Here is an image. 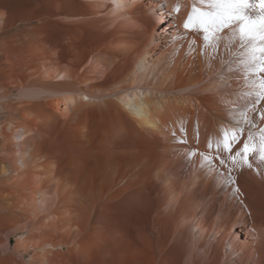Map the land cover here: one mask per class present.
Here are the masks:
<instances>
[{"label":"bare ground","instance_id":"6f19581e","mask_svg":"<svg viewBox=\"0 0 264 264\" xmlns=\"http://www.w3.org/2000/svg\"><path fill=\"white\" fill-rule=\"evenodd\" d=\"M193 4L0 0V264H264V167L200 156L259 144L264 73L237 26L185 30Z\"/></svg>","mask_w":264,"mask_h":264},{"label":"snow or ice","instance_id":"6c2138e0","mask_svg":"<svg viewBox=\"0 0 264 264\" xmlns=\"http://www.w3.org/2000/svg\"><path fill=\"white\" fill-rule=\"evenodd\" d=\"M257 3L260 9L264 10V0H257ZM200 4L204 7H197L196 4H193L183 28L203 33V41L207 46L214 39L215 33L229 27L233 22H238V38L242 45L249 47V60L254 64L250 71L256 74L264 73V15L257 20L245 13V9H254L255 4L249 3V0H200ZM174 10L179 11V8ZM259 87L262 90L261 96H264V76L259 79ZM244 119L248 120L247 115ZM260 119L264 120V113H260ZM248 122L252 123V121ZM242 132L243 129L225 131L222 140L215 142L209 140L207 143L209 151L200 153L201 166L209 169L220 166L227 168L228 161H231L233 165H239L243 161L247 167H251L252 165L248 163V157L251 154H258V159L264 162V128L259 130L258 145L255 143L253 135L249 133L243 147L236 151L235 155H227L239 142ZM195 154L194 151L189 153V155ZM227 170L231 172V168H227ZM230 180L229 176L224 182Z\"/></svg>","mask_w":264,"mask_h":264},{"label":"rangeland","instance_id":"374dc122","mask_svg":"<svg viewBox=\"0 0 264 264\" xmlns=\"http://www.w3.org/2000/svg\"><path fill=\"white\" fill-rule=\"evenodd\" d=\"M245 11H246L245 13H247L246 15L250 16L251 13H250L247 9H245ZM231 25H233L234 27L237 26L238 29H239V26H238L239 23H238V22H235V23L233 22ZM237 27H236V30H237ZM236 30H233V32L237 34L236 36H234L233 33H232V35H233L235 38H234L233 36H231V34H230L229 36H227V38L229 37V38L231 39L232 42H233V41L235 42V39L238 38V33L236 32ZM230 36H231L232 38H231ZM229 38H228V39H229ZM232 42H231V43H232ZM234 42H233V43H234ZM233 43H232V44H233ZM233 57H234V56H233ZM247 65H248V66H247ZM245 66H247V68L250 70L251 67L249 66V63H245ZM227 70H228V69L226 68L225 71L227 72ZM225 71H222L221 73H224ZM229 72H238V69H237L236 67H232V68H229ZM230 80H231V81H228L227 90H229V91L236 90L235 86L232 84L233 79L231 78ZM258 83H259V82H258ZM229 84H230V85H229ZM243 141L245 142V139H244V137L241 135L240 138H239V142H238V143H241V144H242ZM238 143H237L236 145H238ZM197 144H198V143H197ZM241 144H240V145H241ZM257 145H258V144H257ZM236 151H238V149H237L236 146L234 145V146H233V149H232V152H231V153H228L227 155H235V152H236ZM255 157H258V155H257V154H253V156L250 157V160L252 159L251 161H253V159H254ZM228 162L232 163L231 161H228ZM259 162H261V161L259 160ZM248 163H250L251 165H254V164H252V162H248ZM262 163L264 164V162H261V167H264ZM232 165H233V164H232ZM233 166H234L235 170H239V169H241V173H242V174H246V173H244V169L247 168V166L243 164V161H241L239 165H233ZM255 171H256V170H255V167H254V166H251L249 169H247V175L250 174V175H248V176H251L252 174L255 173ZM184 172H185V171H184ZM212 192H213L212 189H210V190H209V193H212ZM198 197H204V196H202L201 194H198ZM203 200H204V198H203ZM201 205L204 206V208L207 206V204H206L204 201H202V204H201ZM222 205H223V203H222V200H221V199H215V200H214L213 208H212V210H211V211H212V214H217V213L221 212V210H222V209H221V208H222ZM213 211H214V212H213ZM240 235H241V238L244 236L243 234H240ZM242 235H243V236H242Z\"/></svg>","mask_w":264,"mask_h":264}]
</instances>
